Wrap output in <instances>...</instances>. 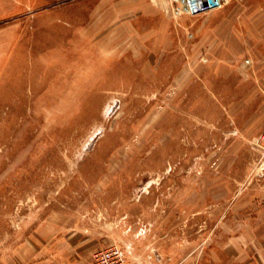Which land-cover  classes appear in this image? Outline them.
I'll return each instance as SVG.
<instances>
[{"label": "rangeland", "instance_id": "374dc122", "mask_svg": "<svg viewBox=\"0 0 264 264\" xmlns=\"http://www.w3.org/2000/svg\"><path fill=\"white\" fill-rule=\"evenodd\" d=\"M263 211L264 0H0V264H255Z\"/></svg>", "mask_w": 264, "mask_h": 264}, {"label": "built area", "instance_id": "2783aa9c", "mask_svg": "<svg viewBox=\"0 0 264 264\" xmlns=\"http://www.w3.org/2000/svg\"><path fill=\"white\" fill-rule=\"evenodd\" d=\"M125 252L119 247H112L96 258L95 264H125Z\"/></svg>", "mask_w": 264, "mask_h": 264}, {"label": "crops", "instance_id": "0c3cea01", "mask_svg": "<svg viewBox=\"0 0 264 264\" xmlns=\"http://www.w3.org/2000/svg\"><path fill=\"white\" fill-rule=\"evenodd\" d=\"M264 212V211H263ZM246 237V236H245ZM248 237V235H247ZM253 240H255V245L253 247H241V254H255L257 256L255 264H264V231L262 233L257 232L255 233Z\"/></svg>", "mask_w": 264, "mask_h": 264}]
</instances>
